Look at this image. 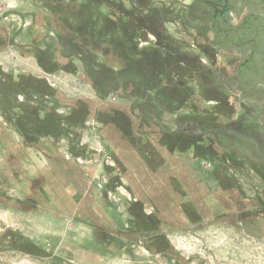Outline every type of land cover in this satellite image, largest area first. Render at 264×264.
Returning a JSON list of instances; mask_svg holds the SVG:
<instances>
[{
    "label": "rangeland",
    "instance_id": "rangeland-1",
    "mask_svg": "<svg viewBox=\"0 0 264 264\" xmlns=\"http://www.w3.org/2000/svg\"><path fill=\"white\" fill-rule=\"evenodd\" d=\"M214 1L0 0V264H264V0Z\"/></svg>",
    "mask_w": 264,
    "mask_h": 264
},
{
    "label": "trees",
    "instance_id": "trees-1",
    "mask_svg": "<svg viewBox=\"0 0 264 264\" xmlns=\"http://www.w3.org/2000/svg\"><path fill=\"white\" fill-rule=\"evenodd\" d=\"M201 2L204 3L205 5H206V4H211V3H212V5L215 7V8H214L215 12H220V11H221V10H220V11H217V10H219V9H218V6H222L221 4L218 3L219 1L211 0V2H209V1H206V0H201ZM214 15H215V14H214ZM215 17H216V15H215ZM210 20H213L212 17L210 18ZM210 22H211V21H210ZM248 24H249V21H248V23H246V25H248ZM238 28H240V27H238ZM251 40H252V39H251ZM251 40H250V41H251ZM251 44H253V42H251ZM249 59H250V58L248 57V60H249Z\"/></svg>",
    "mask_w": 264,
    "mask_h": 264
},
{
    "label": "bare ground",
    "instance_id": "bare-ground-1",
    "mask_svg": "<svg viewBox=\"0 0 264 264\" xmlns=\"http://www.w3.org/2000/svg\"><path fill=\"white\" fill-rule=\"evenodd\" d=\"M243 3V2H242Z\"/></svg>",
    "mask_w": 264,
    "mask_h": 264
}]
</instances>
